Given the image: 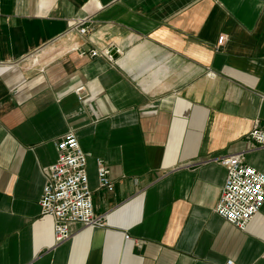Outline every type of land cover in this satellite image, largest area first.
<instances>
[{"label":"crops","instance_id":"0c3cea01","mask_svg":"<svg viewBox=\"0 0 264 264\" xmlns=\"http://www.w3.org/2000/svg\"><path fill=\"white\" fill-rule=\"evenodd\" d=\"M263 124L264 0H0V264H264V205L215 212L221 157L264 172ZM71 130L105 226L56 244L39 200Z\"/></svg>","mask_w":264,"mask_h":264},{"label":"built area","instance_id":"2783aa9c","mask_svg":"<svg viewBox=\"0 0 264 264\" xmlns=\"http://www.w3.org/2000/svg\"><path fill=\"white\" fill-rule=\"evenodd\" d=\"M87 21L79 20L74 28L83 35L87 34L90 30ZM225 39V35L219 37L217 49ZM98 53L92 50L91 56ZM81 54L86 53L82 51ZM106 56L111 58L109 53ZM82 90L83 87L77 91ZM249 137L259 148H264V124L256 126ZM56 148V161L45 169L46 183L39 205L42 215L53 217L55 242L61 244L73 237L72 223L83 228L104 227L106 215H96L94 212L87 172L89 154L82 149L76 133L71 130L62 135ZM218 161L226 167L227 175L215 212L238 229L245 230L264 205V172L247 164L246 151L225 155ZM97 166L99 188L113 191L110 168L102 159L97 160ZM225 264L237 263L228 259Z\"/></svg>","mask_w":264,"mask_h":264},{"label":"water","instance_id":"95a60500","mask_svg":"<svg viewBox=\"0 0 264 264\" xmlns=\"http://www.w3.org/2000/svg\"><path fill=\"white\" fill-rule=\"evenodd\" d=\"M115 54V53H114Z\"/></svg>","mask_w":264,"mask_h":264}]
</instances>
